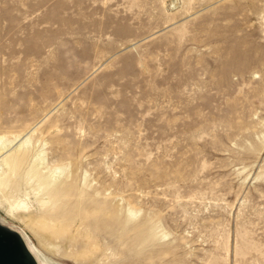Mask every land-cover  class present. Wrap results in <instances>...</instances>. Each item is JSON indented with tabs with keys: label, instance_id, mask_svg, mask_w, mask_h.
I'll use <instances>...</instances> for the list:
<instances>
[{
	"label": "rangeland",
	"instance_id": "374dc122",
	"mask_svg": "<svg viewBox=\"0 0 264 264\" xmlns=\"http://www.w3.org/2000/svg\"><path fill=\"white\" fill-rule=\"evenodd\" d=\"M0 139L44 264H264V0H0Z\"/></svg>",
	"mask_w": 264,
	"mask_h": 264
},
{
	"label": "bare ground",
	"instance_id": "6f19581e",
	"mask_svg": "<svg viewBox=\"0 0 264 264\" xmlns=\"http://www.w3.org/2000/svg\"><path fill=\"white\" fill-rule=\"evenodd\" d=\"M2 141H3V139H0L1 143H2ZM27 144L28 143H26V145ZM3 146L4 145H2V147ZM23 147H25V146L23 145L22 148L20 150H18V151L22 150L23 153L17 154V152H16L12 155L7 156L4 160L5 166L8 167V169H10L13 174L19 172L21 167L23 166V164L27 160V156H28L27 150L24 149ZM59 170L60 171H58V172H60L61 174L65 173V169H59ZM58 172H55V173H58ZM56 175L57 174H53V176H43L39 172L37 167L30 169L26 173V177L28 180H32L35 178L38 179L37 180L38 191L45 193L44 198H42V200H41V205L44 207L45 206L57 207L62 202V199L65 197V194H64L65 193V188H64L65 183L60 181L59 176H58V180H54ZM60 176H62V175H60ZM1 178H0V185L3 184V181H4V179H1ZM3 178H4V176H3ZM133 214H134V212H133ZM150 238L154 239V240L156 239V235L154 233V230H150Z\"/></svg>",
	"mask_w": 264,
	"mask_h": 264
},
{
	"label": "water",
	"instance_id": "95a60500",
	"mask_svg": "<svg viewBox=\"0 0 264 264\" xmlns=\"http://www.w3.org/2000/svg\"><path fill=\"white\" fill-rule=\"evenodd\" d=\"M42 256L25 232L0 220V264H44Z\"/></svg>",
	"mask_w": 264,
	"mask_h": 264
}]
</instances>
